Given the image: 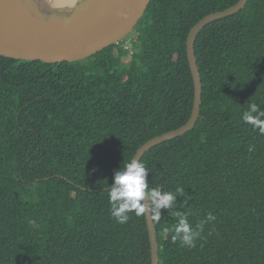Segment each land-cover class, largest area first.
Here are the masks:
<instances>
[{
	"label": "trees",
	"instance_id": "16d2710c",
	"mask_svg": "<svg viewBox=\"0 0 264 264\" xmlns=\"http://www.w3.org/2000/svg\"><path fill=\"white\" fill-rule=\"evenodd\" d=\"M238 0H151L131 59L119 43L75 62L0 55V264H151L146 217L111 216L113 175L194 103L186 40ZM118 50L116 54L115 51ZM202 104L194 128L141 158L150 188L176 192L154 221L159 264H264V0L207 24L195 42ZM183 212L196 247L166 231Z\"/></svg>",
	"mask_w": 264,
	"mask_h": 264
},
{
	"label": "water",
	"instance_id": "95a60500",
	"mask_svg": "<svg viewBox=\"0 0 264 264\" xmlns=\"http://www.w3.org/2000/svg\"><path fill=\"white\" fill-rule=\"evenodd\" d=\"M151 0H79L68 13L30 11L15 0H0V55L47 63L86 59L125 38L143 17ZM247 0L200 19L189 31L186 51L194 81V103L189 120L143 143L138 161L152 147L195 127L202 104V77L195 51L198 33L209 23L243 9ZM151 207V205H149ZM151 245V264H159L157 230L151 213L145 214Z\"/></svg>",
	"mask_w": 264,
	"mask_h": 264
},
{
	"label": "clouds",
	"instance_id": "9594fccd",
	"mask_svg": "<svg viewBox=\"0 0 264 264\" xmlns=\"http://www.w3.org/2000/svg\"><path fill=\"white\" fill-rule=\"evenodd\" d=\"M244 123L264 135V108L258 103L251 102L242 113ZM149 171L145 164L133 158L124 163L113 175L114 183L108 189V199L111 205V216L120 224L128 222L129 213L135 212L137 217L150 212L153 221H159L163 210H171L177 202V193L183 194L184 189L176 192L165 191L161 187L150 188L148 183ZM151 205V207L149 206ZM177 222L166 231L172 233L173 242L179 241L182 246L196 247L202 237L204 226L214 219L208 215L207 219L195 227L183 212H176Z\"/></svg>",
	"mask_w": 264,
	"mask_h": 264
},
{
	"label": "bare ground",
	"instance_id": "6f19581e",
	"mask_svg": "<svg viewBox=\"0 0 264 264\" xmlns=\"http://www.w3.org/2000/svg\"><path fill=\"white\" fill-rule=\"evenodd\" d=\"M24 10L68 13L79 0H15Z\"/></svg>",
	"mask_w": 264,
	"mask_h": 264
},
{
	"label": "rangeland",
	"instance_id": "374dc122",
	"mask_svg": "<svg viewBox=\"0 0 264 264\" xmlns=\"http://www.w3.org/2000/svg\"><path fill=\"white\" fill-rule=\"evenodd\" d=\"M136 36H138V32L136 31V27H135L132 32H130L125 38L120 40L122 45L120 44L119 46H121L123 49L125 48V45H129V48H128L129 53L124 58L125 62H128L131 59V55L135 51V46H136L135 44L138 42V39L137 41L133 42L132 45H131V42L134 41ZM115 53L117 54L118 50H116Z\"/></svg>",
	"mask_w": 264,
	"mask_h": 264
},
{
	"label": "built area",
	"instance_id": "2783aa9c",
	"mask_svg": "<svg viewBox=\"0 0 264 264\" xmlns=\"http://www.w3.org/2000/svg\"><path fill=\"white\" fill-rule=\"evenodd\" d=\"M137 39H138V36H136L135 39H134V41L131 42V45L133 44V42L137 41ZM120 42H118V43L122 45V43H120ZM128 48H129V45H125V48L124 49H127L128 50Z\"/></svg>",
	"mask_w": 264,
	"mask_h": 264
},
{
	"label": "flooded vegetation",
	"instance_id": "af4514ba",
	"mask_svg": "<svg viewBox=\"0 0 264 264\" xmlns=\"http://www.w3.org/2000/svg\"><path fill=\"white\" fill-rule=\"evenodd\" d=\"M120 42V41H119ZM121 43V42H120ZM120 45V44H119Z\"/></svg>",
	"mask_w": 264,
	"mask_h": 264
}]
</instances>
